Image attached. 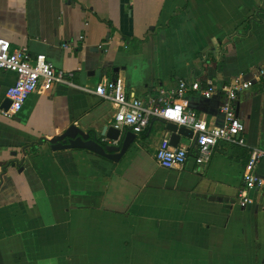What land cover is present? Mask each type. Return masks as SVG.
Listing matches in <instances>:
<instances>
[{"label":"crops","instance_id":"0c3cea01","mask_svg":"<svg viewBox=\"0 0 264 264\" xmlns=\"http://www.w3.org/2000/svg\"><path fill=\"white\" fill-rule=\"evenodd\" d=\"M0 37L46 54L74 83L0 113V264H264V187L237 203L249 149H264V74L254 77L264 0H0ZM241 73L252 79L236 99L246 145L218 143L206 163L191 149L183 165L159 166L170 132L157 118L118 161L51 148L70 125L110 143L101 132L115 105L93 92L102 79L142 99L180 78L211 80L213 96L189 90L181 101L218 125L220 87ZM15 78L0 69V106ZM256 171L264 178V157Z\"/></svg>","mask_w":264,"mask_h":264},{"label":"built area","instance_id":"2783aa9c","mask_svg":"<svg viewBox=\"0 0 264 264\" xmlns=\"http://www.w3.org/2000/svg\"><path fill=\"white\" fill-rule=\"evenodd\" d=\"M0 69L11 71L16 76L14 83L6 89V98L10 100V105L7 109L0 108V113L9 118L21 109L30 93L37 90L48 91L58 84L74 85L72 71L56 68L44 53L32 55L24 45L12 47L10 41L2 37ZM256 72L254 77L264 74L262 69H257ZM251 84L252 79H247L241 73L220 87L223 93L219 106L222 122L218 125H210L204 118L199 117L194 108L185 106L181 101V97L189 90L196 91L205 98L213 96L217 88L211 80L203 84L192 77L180 78L174 88H160L154 97L146 99L128 96L118 78L102 79L93 92L111 100L115 105L112 124L116 128H128L137 134L146 129L152 118H157L190 129L192 136L189 145L174 146L166 135L156 148L155 160L158 165L174 168L186 162L191 149L195 150V162L202 164L210 160L212 150L218 143L246 145L245 124L237 115L236 99L238 93ZM263 157L264 149L250 147L248 159L242 169V184L237 192V203L240 207L250 203V191L264 187V178L256 171Z\"/></svg>","mask_w":264,"mask_h":264},{"label":"water","instance_id":"95a60500","mask_svg":"<svg viewBox=\"0 0 264 264\" xmlns=\"http://www.w3.org/2000/svg\"><path fill=\"white\" fill-rule=\"evenodd\" d=\"M9 105L10 100L5 98L0 108L7 109ZM166 129L170 132V143L174 146L178 144L180 135L192 136L190 129L172 122H166ZM101 136H104L110 143L97 141L82 129L70 125L61 134L51 137L49 141L53 150L86 149L102 157L118 161L135 140L136 133L130 129H119L114 125H107L103 128ZM119 140L120 144H117L116 141Z\"/></svg>","mask_w":264,"mask_h":264},{"label":"trees","instance_id":"16d2710c","mask_svg":"<svg viewBox=\"0 0 264 264\" xmlns=\"http://www.w3.org/2000/svg\"><path fill=\"white\" fill-rule=\"evenodd\" d=\"M36 149V147L35 146H33L32 148H31V150L33 151V150H35Z\"/></svg>","mask_w":264,"mask_h":264}]
</instances>
